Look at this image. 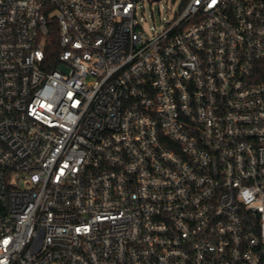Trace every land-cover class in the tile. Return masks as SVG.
I'll return each instance as SVG.
<instances>
[{"label":"built area","instance_id":"2783aa9c","mask_svg":"<svg viewBox=\"0 0 264 264\" xmlns=\"http://www.w3.org/2000/svg\"><path fill=\"white\" fill-rule=\"evenodd\" d=\"M0 0V264H264V0Z\"/></svg>","mask_w":264,"mask_h":264},{"label":"rangeland","instance_id":"374dc122","mask_svg":"<svg viewBox=\"0 0 264 264\" xmlns=\"http://www.w3.org/2000/svg\"><path fill=\"white\" fill-rule=\"evenodd\" d=\"M183 0H139L138 16L146 33L153 34L155 29L164 27L166 18L180 8Z\"/></svg>","mask_w":264,"mask_h":264},{"label":"trees","instance_id":"16d2710c","mask_svg":"<svg viewBox=\"0 0 264 264\" xmlns=\"http://www.w3.org/2000/svg\"><path fill=\"white\" fill-rule=\"evenodd\" d=\"M262 70H263V73H264V68Z\"/></svg>","mask_w":264,"mask_h":264}]
</instances>
